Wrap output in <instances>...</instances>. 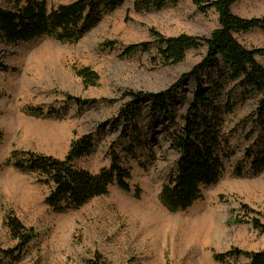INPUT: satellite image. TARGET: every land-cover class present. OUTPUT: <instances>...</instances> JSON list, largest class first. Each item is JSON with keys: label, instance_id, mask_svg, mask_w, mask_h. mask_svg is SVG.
Masks as SVG:
<instances>
[{"label": "rangeland", "instance_id": "374dc122", "mask_svg": "<svg viewBox=\"0 0 264 264\" xmlns=\"http://www.w3.org/2000/svg\"><path fill=\"white\" fill-rule=\"evenodd\" d=\"M73 1L46 0L50 8ZM203 1L180 0L160 11L136 13L132 0H126L75 44L46 37L11 45L0 41V165L19 150L61 160L72 141L92 134L91 153L76 161V167L97 173L109 166L113 149L132 175L131 192L113 187L79 209L57 214L44 202L46 185L11 166L0 168V250L16 247L5 225L7 216L35 232L20 257L3 259L2 264H86L95 253L107 264H219L212 254L264 249V235L250 223H264V171L253 168V161L264 154V120L255 121L254 98L225 116L223 128L230 132L233 152L225 161V175L204 188L203 198L186 211L170 212L158 199L177 159L164 138L167 122L142 115L140 143L116 119L126 92L163 91L204 55L203 49L190 51L182 63L164 65L154 45L131 55L123 50L152 44L151 28L165 37L208 36L217 27V16L197 10L196 2ZM0 7L11 4L0 0ZM232 12L264 19V0H237ZM237 39L246 48H264V31ZM109 41L116 46L101 50ZM259 62L264 65V57ZM81 69L97 76L94 86L76 75ZM191 89V83L183 85L176 95L190 96ZM67 95L97 103L80 108L67 104ZM180 107L182 112L185 105ZM28 109L40 110L42 117L27 115ZM49 112L54 113L47 116ZM128 148L134 157L124 152ZM230 262L245 264L247 259Z\"/></svg>", "mask_w": 264, "mask_h": 264}, {"label": "trees", "instance_id": "16d2710c", "mask_svg": "<svg viewBox=\"0 0 264 264\" xmlns=\"http://www.w3.org/2000/svg\"><path fill=\"white\" fill-rule=\"evenodd\" d=\"M125 1L75 0L50 8L46 0H9L10 8L0 7V41L11 45L46 37L61 44H75ZM179 1L132 0V8L136 13H149ZM236 1L196 2L200 13L213 11L217 16V27L206 37L184 34L165 37L151 28L149 36L153 38L152 44L140 43L123 50L124 55H131L138 51L147 52L154 45L164 65L180 64L188 52L204 50L201 61L167 89L156 93L126 92L116 118L122 125V131L131 128L133 137L140 143L141 128L138 123L142 115L167 122L164 138L177 159L171 174L161 186L158 199L170 212L186 211L203 198L204 188L218 184L224 177L225 161L233 154L228 139L230 132L225 133L223 128L226 115H232L246 99L254 98L255 121L264 120V65L259 62V58L264 57V48L249 49L237 39L238 35L254 30L264 31V19H245L235 15L232 8ZM115 46V42L109 41L100 49L107 51ZM76 75L85 84L94 86L97 83V76L88 69H81ZM189 83L192 86L190 96H177L176 90ZM66 103L82 108L97 101L67 95ZM182 105L185 108L180 112ZM53 113L49 112L47 116ZM26 114L42 117L38 109H28ZM92 148L93 135L86 134L71 142L61 160L19 150L13 151L0 168L11 166L19 173L33 176L38 184L46 185L48 193L44 202L57 214L79 209L91 200L107 195L113 187L131 192V171L120 153L113 149L109 154V166L97 173L76 167L75 162L90 155ZM124 152L134 157L132 149H125ZM259 155L253 161L256 173L264 171V154ZM135 194L139 195V190H135ZM250 223L254 230L264 235V223L258 219ZM5 225L16 241V247L14 250H0V264L3 259L20 257L35 238L34 230L26 228L12 215L7 216ZM240 257L247 259L245 264H264V249L245 252L232 248L225 253L212 254V259L219 264H235L230 260L236 261ZM86 264L107 263L95 253Z\"/></svg>", "mask_w": 264, "mask_h": 264}]
</instances>
